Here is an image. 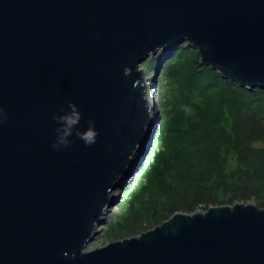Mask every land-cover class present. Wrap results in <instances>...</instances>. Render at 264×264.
<instances>
[{"label":"water","instance_id":"1","mask_svg":"<svg viewBox=\"0 0 264 264\" xmlns=\"http://www.w3.org/2000/svg\"><path fill=\"white\" fill-rule=\"evenodd\" d=\"M186 40L224 77L264 88V0H0V264H264V206L251 200L90 247L159 120L141 62ZM67 101L80 131L95 122V144L74 130L52 148Z\"/></svg>","mask_w":264,"mask_h":264},{"label":"trees","instance_id":"2","mask_svg":"<svg viewBox=\"0 0 264 264\" xmlns=\"http://www.w3.org/2000/svg\"><path fill=\"white\" fill-rule=\"evenodd\" d=\"M166 78L169 115L154 135L161 146L126 186L109 236L151 228L177 210L251 199L264 206V88L224 77L186 43Z\"/></svg>","mask_w":264,"mask_h":264},{"label":"rangeland","instance_id":"3","mask_svg":"<svg viewBox=\"0 0 264 264\" xmlns=\"http://www.w3.org/2000/svg\"><path fill=\"white\" fill-rule=\"evenodd\" d=\"M183 43H186L189 46L197 49L188 40H186ZM177 49H175L167 58L163 59L164 58L163 55L165 53V50L163 48H160L156 53H154L153 55H150L148 58H146L144 61L141 62V66H142V68H144L145 75H146V77H148V80H149L148 82L151 83L152 85H154V87H156V90H155L156 102H155L154 106L158 110L159 120H158L156 127H154V129H153L151 137L149 138V144H148V147L146 148V150L144 151L143 157L140 161V165L147 162V160L149 158H151L153 152L161 146V142L158 141L157 139H155L154 135H155V132L158 129L160 122L163 119V117L165 118V117H167V115H169L171 93L169 90L163 91V89L168 84V80L166 78V72L171 65V60L175 56V52ZM155 57H157V58L160 57L158 65L156 67L148 65V63L150 62V59L155 58ZM136 174H138V171L134 172V174L132 176H136ZM133 181H134V178L131 177V178H129V180H126L125 183L123 184L122 188L120 189V199L114 205H112L110 210L106 213L105 221L100 224L101 225L100 229H98L97 234L95 235V237L90 242L91 247L103 245V244H105L111 240L133 235V234L124 233V234H115L114 236H109L107 234L109 223L112 220H115L116 218H118L117 214L120 213V210L124 209V204H123V202H120V200L122 199L123 194L127 193L128 187L126 188V186H131L129 184H133ZM251 201L258 203V201L255 199H251ZM147 229H149V228H147ZM147 229H144V230H147ZM144 230H142V231H144ZM142 231L136 232L134 234L135 235L140 234Z\"/></svg>","mask_w":264,"mask_h":264},{"label":"clouds","instance_id":"4","mask_svg":"<svg viewBox=\"0 0 264 264\" xmlns=\"http://www.w3.org/2000/svg\"><path fill=\"white\" fill-rule=\"evenodd\" d=\"M125 75L127 70L125 69ZM67 109L61 108L59 111L63 114H54L51 118L55 121L59 127L55 129L56 138L52 143V148L59 150L61 147H68L72 143L69 137L73 135L75 130V136L77 139L82 140L85 146H91L96 143L98 132L95 128V122L88 120V127L84 131H80L76 126L79 125L82 119V112L78 109L76 103L67 101ZM7 119L6 113L3 108H0V124Z\"/></svg>","mask_w":264,"mask_h":264},{"label":"bare ground","instance_id":"5","mask_svg":"<svg viewBox=\"0 0 264 264\" xmlns=\"http://www.w3.org/2000/svg\"><path fill=\"white\" fill-rule=\"evenodd\" d=\"M146 80H147V89H148V96L150 98V102L152 103V110H153V113H155L156 111V107L154 106L155 102H156V96H155V90H156V87H154V85H152L151 83H149L148 81V77H146ZM106 216V214L104 215ZM100 226L99 225L96 229H100ZM91 247V245H90Z\"/></svg>","mask_w":264,"mask_h":264}]
</instances>
